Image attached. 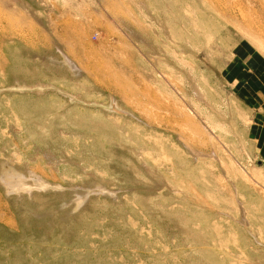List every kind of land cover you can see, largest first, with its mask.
<instances>
[{"label":"rangeland","instance_id":"obj_1","mask_svg":"<svg viewBox=\"0 0 264 264\" xmlns=\"http://www.w3.org/2000/svg\"><path fill=\"white\" fill-rule=\"evenodd\" d=\"M0 264H264V0H0Z\"/></svg>","mask_w":264,"mask_h":264},{"label":"bare ground","instance_id":"obj_2","mask_svg":"<svg viewBox=\"0 0 264 264\" xmlns=\"http://www.w3.org/2000/svg\"><path fill=\"white\" fill-rule=\"evenodd\" d=\"M7 5H8V4H7ZM73 66H74V64H73ZM72 68L79 69V68H77L76 66H74V67H72ZM76 69H75V70H76ZM148 183H149V182H148ZM10 184H11V183H10ZM13 187H15V186H12V185H11V187H10V188H11L10 190H11L12 192H13V190H12V189H13ZM39 187H40V185H39ZM16 188H18V187H16ZM43 188H44V187H43ZM241 218H242V217H241ZM245 222H246V221H245Z\"/></svg>","mask_w":264,"mask_h":264}]
</instances>
